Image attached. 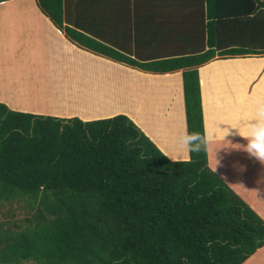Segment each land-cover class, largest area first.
Returning a JSON list of instances; mask_svg holds the SVG:
<instances>
[{
	"label": "trees",
	"instance_id": "1",
	"mask_svg": "<svg viewBox=\"0 0 264 264\" xmlns=\"http://www.w3.org/2000/svg\"><path fill=\"white\" fill-rule=\"evenodd\" d=\"M36 1L82 47L147 71L183 69L187 132L205 139L199 66L264 54V0H207V48L154 60L63 24L64 0ZM49 86L42 109L75 116L0 102V206L26 209L19 223L0 221V264H241L264 245V219L210 170L207 146L172 160L124 113L83 120L66 98L58 113Z\"/></svg>",
	"mask_w": 264,
	"mask_h": 264
},
{
	"label": "crops",
	"instance_id": "2",
	"mask_svg": "<svg viewBox=\"0 0 264 264\" xmlns=\"http://www.w3.org/2000/svg\"><path fill=\"white\" fill-rule=\"evenodd\" d=\"M227 1L222 5L229 4ZM10 7L16 12L10 13ZM207 10V0H64L63 24L137 59L154 60L206 49ZM0 20L3 50L11 49L20 56L29 50L32 79L65 86L64 92L50 100L62 96L69 103L71 93H84L87 84L99 83L103 91L94 92L99 96L96 102L108 104L80 118L113 116L110 114L119 112L118 102H127L128 116L170 159L190 158L189 147L178 144L180 135L187 131L183 69L147 71L82 47L42 12L36 0H0ZM198 70L209 167L215 154L223 157V165H217L214 172L264 219V164L239 148L247 140L231 126L244 131L264 120L259 116L264 110V54L216 57ZM16 78L33 83L26 75ZM152 82L157 88H152ZM137 94L140 97L135 103ZM40 100L41 94L25 99L0 93V102H12L9 107L13 109L75 116L69 111L53 114L51 107H45V112L44 104L33 103ZM55 106L61 113L54 102ZM154 119L156 125L151 128L148 123ZM225 127L230 128L227 140L221 139ZM241 264H264V245Z\"/></svg>",
	"mask_w": 264,
	"mask_h": 264
},
{
	"label": "rangeland",
	"instance_id": "3",
	"mask_svg": "<svg viewBox=\"0 0 264 264\" xmlns=\"http://www.w3.org/2000/svg\"><path fill=\"white\" fill-rule=\"evenodd\" d=\"M9 11L10 13L16 12V10L13 7H10ZM2 25H3V21L0 20V27H2ZM20 75H26L27 79H32L33 74L31 71L29 50H26L20 56L19 53L16 55V52L11 49L3 50V45L0 43V84L3 82V80H5V78H7L6 83L0 86V93L10 92L13 95V98L20 95V94H15L16 92L15 89L19 87L18 86L19 82L23 83L22 78H16ZM32 80H33V83L30 82V84H27V83H23V85L20 84L24 88L27 87L28 89L27 90L28 95L26 97L31 98L34 96V94H41V96L43 97V100H40L39 102L34 101L33 103H37L40 105L44 104L48 106L49 104L46 98V94L44 93L46 90H48V85H44V83L43 82L41 83V80L37 79L36 77ZM90 80L93 81V79H90ZM121 81L122 80H120L119 82ZM151 86L152 88L153 87L157 88L158 84H155V82H152ZM49 87L53 88L54 91L56 92L58 91L57 93L55 92V95H57L59 92H64L65 86L59 85V84H51ZM73 87H78V86H73ZM85 87L87 90H84L85 91L84 93L82 91L80 93L79 92L71 93V101H68L69 102L68 104L67 102L66 104H64V105H67L71 109V111L80 110L79 116H82L83 113H86L90 110H93V111L96 110L97 106L105 107V104L107 103L106 101H101L102 103L100 101L96 102L99 96L95 95V93L100 94L103 91V87L101 84L98 83L94 86L87 84V86ZM110 88L111 86H109L108 90H110ZM139 97H140V94H137L135 103L138 101ZM62 99H63L62 96L56 98L55 104L58 105L59 103L58 101ZM152 102L154 103L153 100ZM91 103L93 104V107L89 108V104L91 106ZM59 104L62 105L63 103H59ZM9 105H12V102H10ZM64 105L61 107H64ZM117 105H118L117 107L119 108L118 113H124L126 115H128L127 113H130L127 108V102H118ZM155 106L159 107V104ZM148 124H150L151 128L153 127V125L155 126L156 125L155 119H154V122H149ZM22 204H23L22 202H12V203H6V204L4 203L3 206H0V221L7 220L10 223L12 222L19 223V221L25 216V211H26V209L22 207Z\"/></svg>",
	"mask_w": 264,
	"mask_h": 264
},
{
	"label": "clouds",
	"instance_id": "4",
	"mask_svg": "<svg viewBox=\"0 0 264 264\" xmlns=\"http://www.w3.org/2000/svg\"><path fill=\"white\" fill-rule=\"evenodd\" d=\"M259 116L264 117V110L260 111ZM231 126L237 128L238 134L247 140V143L240 144L241 146L239 148H243L249 156L254 157L264 164V120L252 124L244 131H241L237 126ZM222 129L221 139L227 140L225 137L230 133V128L225 127ZM178 144L183 147H189V150L192 152H199L202 148H206L207 141L198 133L185 131L180 135ZM227 146H231V144ZM223 163L224 158L218 157L215 154V159L210 164V170L214 172L217 165H223Z\"/></svg>",
	"mask_w": 264,
	"mask_h": 264
}]
</instances>
